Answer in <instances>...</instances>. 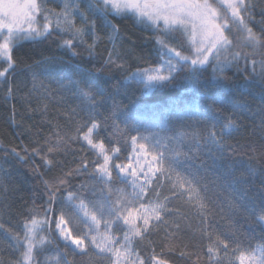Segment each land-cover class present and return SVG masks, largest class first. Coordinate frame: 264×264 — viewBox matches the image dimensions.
<instances>
[{"label":"trees","instance_id":"trees-1","mask_svg":"<svg viewBox=\"0 0 264 264\" xmlns=\"http://www.w3.org/2000/svg\"><path fill=\"white\" fill-rule=\"evenodd\" d=\"M39 2L44 9L58 13L64 0ZM88 2L79 0L80 9L89 22H96V31L102 37L94 52L90 54L87 46L78 40L73 41L72 49L63 47V41L72 36L53 29L47 37L19 42L12 53L15 68L8 79L0 83V264H19L22 249L14 247L15 241L11 237L15 233L21 235L25 221L32 216L48 220L43 234L50 243L35 253L36 264H48L51 256L65 250L64 243L54 232V223L68 193H75L86 201L98 198L99 192L94 195L92 190L97 155L82 140L69 139L76 135L77 122L88 121L89 117L98 121L101 127L94 133V139L103 141L107 149H120L111 163H132L135 167L136 159L145 165L151 155L145 157L139 148L134 152L131 136L151 137L155 134L156 139H163L184 133L204 135L211 124L219 131L232 113L233 104L243 105L245 110L242 118L233 115L241 127L225 138L223 152H215L213 148L215 155L210 154L208 148L212 146L204 145L201 140L200 158L179 168L185 175L198 170L202 191L203 185H207L204 193L209 203L206 224L184 199L172 195L170 182L157 173L158 178H153V183L148 186L145 200L156 199V192L161 200L168 197L166 203L171 211L164 214L168 224L150 231L146 240L135 241L134 247L146 264H151L153 249L168 264H209V241L204 235L207 226V231L219 234L229 243L228 256L221 252V264H239L231 251L237 243L242 249L264 243V226L257 223V217L264 211V130L259 127L264 117V76L259 74V64L253 74L251 64L245 70V61L241 59L239 67L233 63L226 68V79L219 84L213 73L215 61L205 66L201 76L202 91L224 100L209 111L206 110L210 100L185 91L187 72L177 74L172 86L141 95V85L128 77L137 69L158 67L163 63L165 57L156 43V37L163 33L138 23L131 15H110L108 19L119 29L116 52L113 53L116 63H105L113 48L108 40L111 29L105 28L103 22L87 10ZM249 3L253 16L249 23L259 34L264 28L260 23L264 20V0H249ZM43 15L37 19L44 23ZM75 22L77 26L83 23L80 16H76ZM163 38L171 47L188 52V45L180 33ZM87 39L91 43V39ZM235 50L250 51L245 48ZM256 59L259 61L260 57ZM3 66L0 64V68ZM70 79L89 87L97 104L90 106L88 100L69 85ZM9 87L11 96L7 95ZM190 108L195 109L193 114L185 115ZM83 131L86 128L81 134ZM57 133L67 143H60V151L47 153L49 145H56ZM154 142L148 144L152 154ZM164 143L169 149L177 148L175 142L165 140ZM189 146L187 139L179 145L185 152L189 151ZM33 149H39L40 155ZM45 156L51 164L45 163ZM82 162L87 163L86 169ZM69 172L72 175H67ZM116 175L117 170L113 168V177ZM61 179H66L67 184L59 186L55 200L50 201L49 193L53 189L45 182L57 185ZM139 183H143V176ZM119 186L125 191L131 187L114 180V187ZM175 224H179V228ZM168 233H175L172 251L166 246L169 244ZM180 251H186L188 255L181 256ZM67 258L72 264H109V258L97 255L94 248H90L87 255L73 257L69 253Z\"/></svg>","mask_w":264,"mask_h":264},{"label":"snow or ice","instance_id":"snow-or-ice-1","mask_svg":"<svg viewBox=\"0 0 264 264\" xmlns=\"http://www.w3.org/2000/svg\"><path fill=\"white\" fill-rule=\"evenodd\" d=\"M87 10L97 16L105 28L111 29L108 40L113 48L109 51L105 63H116L113 60V53L116 52L115 42L119 29L108 19L110 15H131L138 23L163 33V36L156 37V43L160 46L162 57L167 58L159 67L137 69L128 77V80L141 85V95L168 88L177 80V74L187 72L185 91H191L202 99L210 100L211 104L206 110L209 111L214 105L224 103L219 96H210L202 91V71L212 61H215L213 73L218 84L226 79L224 76L226 68L233 63L239 67L241 59L245 61V70L247 65L251 64L253 74H256L257 64H259V74L264 76V28L258 34L250 26L249 22L253 20V16L249 0H89ZM42 13H44L45 22L39 25L37 18ZM76 16L81 17L83 21L81 26H77ZM260 23L264 25V20ZM53 29L67 32L72 36V39L63 41V47L72 49L73 41L78 40L87 46L90 54L94 52L97 42L102 39L96 31V22L94 20L89 22L86 14L80 9L79 0H64L63 8L58 13L44 9L39 0H0V64L5 65L0 68V83L6 81L15 68L12 53L19 42L47 37ZM174 33L182 35L191 54H184L183 51L166 43L163 37ZM87 38L91 39V43H88ZM240 48L250 51H233ZM257 56L260 57L259 61L256 59ZM117 66L123 67V65ZM69 85L74 87L81 97L86 98L90 106L97 104V99L89 87H83L80 81L71 79ZM11 93L12 89L9 87L7 95L11 96ZM244 110L243 105L233 104L232 113L219 131L216 130L215 124H211L204 135L184 133L163 139H156L155 134L151 137L131 136L134 152L139 148L145 157L151 155V159L146 160L145 165H141L140 159H136L135 167L132 163H116L115 165L111 163L113 156L119 153L120 149H107L103 141L94 139V133L101 127L98 121L89 117L88 121L77 122L76 135L69 139L86 142L96 153L98 159L94 162L95 183L92 190L94 195L98 191L99 196L96 200L86 201L75 193H68L56 221V229L59 238L64 242L65 250L64 253L51 257L48 264H72V261L67 258L69 253L73 257L78 254L87 255L90 248H94L97 255L107 256L109 264H146L145 259L134 247V242L146 240L150 231L168 224L164 214L171 211L166 203L168 197L161 200L159 192L155 194L156 199L145 200L148 186L153 183V178H158L157 173L170 182L172 195L184 199L206 224L209 203L204 193L207 191V185H203L202 191L200 186L202 177L199 176L198 170L196 173L189 172L185 175L179 171V168L200 158L201 140L204 145L212 146L208 148L210 154L223 152L225 138L239 131L241 127L238 120L233 119V115L242 118ZM193 111L195 109L190 108L184 114L190 116ZM259 127L264 130V117ZM83 128H86V131L81 134ZM185 139L190 145L187 152L179 147ZM153 140L155 141L152 144L154 154L148 148V144ZM165 140L168 143L175 142L177 148L169 149L164 143ZM61 142L67 143L64 137L57 133L56 145H49L47 153L60 151ZM161 148L164 150L161 151ZM33 152L40 155L39 149H33ZM165 152H169V155H165ZM43 158L46 164L52 163L46 156ZM101 159L102 163L99 162ZM202 165L203 161L200 166ZM82 167L86 169L87 163L82 162ZM113 168L117 170L115 178ZM67 175H72V172ZM141 176H143V183H139ZM114 180H118L121 184H130L132 192L126 193L123 189L115 188ZM45 183L53 189L49 193V199L54 201L59 186L67 184V180L61 179L57 185H50L47 181ZM101 223L104 226L103 231H101ZM257 223L264 225V211L257 217ZM47 224V219H37L36 216H32L23 225V237L18 233L12 235L11 239L15 241L14 247L22 249L19 264H36V251L50 243L47 237L40 235L45 231ZM69 224L78 228L82 226L86 231L73 234L68 227ZM114 226L123 231L122 236L113 232ZM174 226L179 228V224ZM174 235L175 233H168L169 244L166 246L169 251L174 250L175 247L172 240ZM204 235L209 241L207 245L209 264H221V252L224 256H228L229 243L219 234L207 231V226L204 229ZM231 251L239 264H264V243L246 249H242L237 243ZM179 254L188 255L186 251H180ZM199 259L197 255V261ZM150 260L151 264H168L166 259L155 254L154 249Z\"/></svg>","mask_w":264,"mask_h":264},{"label":"rangeland","instance_id":"rangeland-1","mask_svg":"<svg viewBox=\"0 0 264 264\" xmlns=\"http://www.w3.org/2000/svg\"><path fill=\"white\" fill-rule=\"evenodd\" d=\"M258 20H260V19H258ZM38 23H39V25H42L43 24V22H40V21H38ZM173 47V46H172ZM188 48H189V46H188ZM184 54H191V53H189V50H188V52H184ZM167 57H165V59H166ZM159 67V66H158ZM86 146H88L87 144H86V142H84V141H82ZM89 147V146H88ZM102 160V159H101ZM123 186V188H126L124 185H122ZM118 188H122L121 186H119ZM128 191H125L126 193H131L132 192V187H128ZM96 200V199H95ZM88 201H90V200H88ZM92 201V200H91ZM66 219H67V216H66ZM56 221H57V219L55 220V223H54V232H55V234H56V236H57V238L60 240V241H62L63 242V240L61 239V238H59V234H58V230L56 229ZM264 226V225H263ZM68 227L73 231V234H78V233H82L83 231H86V229H83L82 228V226L81 227H76V226H74L73 224H69L68 225ZM103 229H104V226H103V223H101V231H103ZM113 232H115L118 236H122L123 235V231L120 229V228H117L116 226H114L113 227ZM16 234V233H15ZM19 234V233H18ZM20 235V234H19ZM40 235H42V236H44V234H43V232L42 233H40ZM21 237H23V233L20 235ZM64 243V242H63ZM0 246H2V243H0ZM52 257V256H51Z\"/></svg>","mask_w":264,"mask_h":264}]
</instances>
